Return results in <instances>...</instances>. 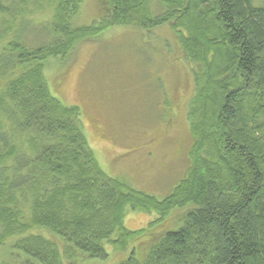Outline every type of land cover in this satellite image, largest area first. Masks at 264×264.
I'll return each instance as SVG.
<instances>
[{"label": "trees", "instance_id": "trees-1", "mask_svg": "<svg viewBox=\"0 0 264 264\" xmlns=\"http://www.w3.org/2000/svg\"><path fill=\"white\" fill-rule=\"evenodd\" d=\"M4 1L0 13H12ZM61 1L52 44L0 43V243L15 240L0 264H79L109 248L134 256L144 235L157 241L146 259L122 264H264V0H102L109 17L75 29L64 7L73 0ZM166 24L197 95L187 176L161 201L104 173L81 109L55 98L45 68L116 26ZM178 209L187 212L167 225ZM130 211L158 218L130 231Z\"/></svg>", "mask_w": 264, "mask_h": 264}, {"label": "rangeland", "instance_id": "rangeland-1", "mask_svg": "<svg viewBox=\"0 0 264 264\" xmlns=\"http://www.w3.org/2000/svg\"><path fill=\"white\" fill-rule=\"evenodd\" d=\"M4 2L12 13H0L1 44L14 38L31 46L52 44L49 34H54L61 0ZM72 3L64 7L73 29L109 17L102 0ZM193 68L169 24L149 30L116 26L78 41L65 58L51 59L45 76L55 98L81 109L88 142L104 173L162 201L186 178L191 164L188 116L197 95ZM18 141L23 151L29 149ZM186 212H172L165 223L178 222ZM127 216L125 227L135 232L158 218L133 211ZM14 242L0 243V261L11 262L9 246ZM156 242L144 235L132 244L134 256L132 248L127 253L109 248L106 260L79 258V264H122L130 257L143 262Z\"/></svg>", "mask_w": 264, "mask_h": 264}]
</instances>
